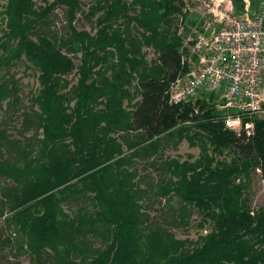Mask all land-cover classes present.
Segmentation results:
<instances>
[{
  "label": "trees",
  "instance_id": "trees-1",
  "mask_svg": "<svg viewBox=\"0 0 264 264\" xmlns=\"http://www.w3.org/2000/svg\"><path fill=\"white\" fill-rule=\"evenodd\" d=\"M2 1L0 105L19 104L8 74L16 63L38 73L39 85L33 110L22 115L32 137L21 143L0 130V177L13 183L1 189L0 217L7 208L6 227L22 235L17 251L32 264H264V209L251 211L244 197L255 172L264 187V121L253 118L246 138L224 128L212 95L169 103V85L187 72L171 31L181 0H98L83 14H100L94 35L73 27L81 0ZM234 6L239 12V0ZM60 7L69 29L62 39L43 28ZM143 47L156 59L147 63ZM183 140L200 146L199 157L164 162L159 168L171 178L155 190L139 187L134 159ZM226 151L234 158L218 161ZM150 192L166 198L175 224L187 226L196 211L213 230L195 242L176 239L144 211Z\"/></svg>",
  "mask_w": 264,
  "mask_h": 264
},
{
  "label": "built area",
  "instance_id": "built-area-1",
  "mask_svg": "<svg viewBox=\"0 0 264 264\" xmlns=\"http://www.w3.org/2000/svg\"><path fill=\"white\" fill-rule=\"evenodd\" d=\"M181 3L171 31L180 39L187 72L169 85V103L195 104L199 95L217 96L224 128L249 138L252 119L264 121V0L255 9L251 0H239V12L234 0Z\"/></svg>",
  "mask_w": 264,
  "mask_h": 264
},
{
  "label": "rangeland",
  "instance_id": "rangeland-1",
  "mask_svg": "<svg viewBox=\"0 0 264 264\" xmlns=\"http://www.w3.org/2000/svg\"><path fill=\"white\" fill-rule=\"evenodd\" d=\"M53 1L54 0H34L36 6L38 7H44L46 3H51ZM81 1L83 5L81 6V11L76 15L73 27L77 31H87L91 33V35H94L97 29L96 19L100 14H96L89 20L85 19L83 14L89 12L90 8L96 5L98 0ZM123 1L130 3L133 0ZM258 2L259 0L257 1L256 6L258 5ZM4 3V1L0 0V11L2 10ZM131 15L134 14L130 12L129 16ZM43 28L45 32H51L59 39L66 38L69 35V29L67 27L65 9L62 7L56 8L52 12L48 23ZM142 51L147 63H150L154 59L153 55L155 52L151 48L147 47H143ZM74 63L76 65L79 64V55L74 57ZM8 74L13 76L16 81L19 104L17 106H9L7 102H4L0 105V130L5 131L6 135L10 139L23 143L26 139L31 138L34 133L33 129H23L22 115L25 113H31L33 110L31 97L39 87L37 81L38 73L32 69H28L24 62H18L9 70ZM73 74L67 77V80L70 81L71 85H74L77 81L76 76ZM199 96V98L203 99L210 97L207 95ZM213 99L215 105L221 104V100H219L217 96H213ZM216 109L221 111V109H218L217 107ZM199 154L200 146L198 144L196 146H191L188 141L183 140L175 147L173 145V141L169 143L162 141L157 155L148 160L134 159L130 171H136L137 174L135 182L138 183L139 187L146 189L152 185L155 190L161 182H165L171 178L169 173H164L160 170L159 166L162 163L169 160L193 162L199 157ZM3 156L4 158H7V153L3 152ZM232 158H234V155L231 151H226L221 158L217 157L218 161H223L224 159L226 162H230ZM11 185H13L11 181L0 177V197L2 187H10ZM246 185L247 187L244 192V197L248 201L251 211L264 209V187L259 173L255 172L252 174L251 180L246 182ZM153 196V192H150L148 196L149 199L145 203L144 211L149 215L152 224L156 223L160 228L172 233L176 239L195 242L199 238L208 235L213 230V224L209 220L203 222L202 216L196 211L192 212L187 226L175 224L172 221L171 210L167 207L166 198H154ZM170 205L173 208L178 209V199L176 197L173 198L170 201ZM70 206L76 208L80 205L72 203ZM7 211L9 210L6 208L5 215L0 217V242H3V245H1L3 248L0 252V264H32L28 252L24 253L17 251V241L23 238L20 233L14 232L13 227H6L5 221L7 219L6 216H8L6 215ZM64 211L71 214V211L67 209V206H64ZM200 225H202V227H200ZM8 238H10L9 243H7ZM91 243L94 248L103 249L104 247L100 241L95 239H91Z\"/></svg>",
  "mask_w": 264,
  "mask_h": 264
}]
</instances>
